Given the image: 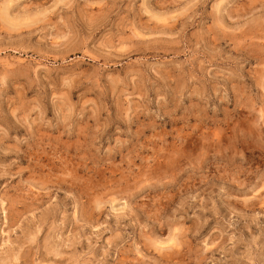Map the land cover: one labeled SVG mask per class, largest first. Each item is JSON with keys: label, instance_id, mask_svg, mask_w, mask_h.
Wrapping results in <instances>:
<instances>
[{"label": "clouds", "instance_id": "9594fccd", "mask_svg": "<svg viewBox=\"0 0 264 264\" xmlns=\"http://www.w3.org/2000/svg\"><path fill=\"white\" fill-rule=\"evenodd\" d=\"M0 264H264V0H0Z\"/></svg>", "mask_w": 264, "mask_h": 264}]
</instances>
